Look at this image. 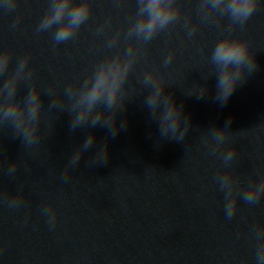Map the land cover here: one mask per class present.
<instances>
[{"label":"water","instance_id":"95a60500","mask_svg":"<svg viewBox=\"0 0 264 264\" xmlns=\"http://www.w3.org/2000/svg\"><path fill=\"white\" fill-rule=\"evenodd\" d=\"M91 2L93 13L78 34L56 44L55 28L37 32L48 0H17L11 11L0 0V51L13 54L8 74L30 57L32 83L44 101L39 143L23 145L11 128L0 129V264H255L251 229L264 227V199L256 205L240 199L237 214L227 219L214 178L228 169L202 139L231 120L228 146L238 149L232 169L241 189L264 178V0L248 23L231 33L225 31L226 17L200 24L199 0H178L184 19L199 24L198 30L189 38L181 20L143 45L144 56L125 86V110L117 116L118 123H127L115 136L99 125L71 130L70 105L50 108L55 96L63 97L65 87L82 81L106 56L139 43L125 40L135 22L136 0ZM117 34L120 39L108 48ZM226 35L249 41L257 69L221 104L209 58ZM172 53L175 58L164 66ZM153 69L169 84L165 94L191 122L182 142L161 138L158 121L145 105L150 89L140 81ZM197 85L208 90L202 98L192 95ZM27 91L21 85L17 99ZM89 135L96 137L95 144L65 175ZM104 145L107 163L94 158ZM14 163L19 168L9 174ZM17 195L22 206L9 208L7 201ZM49 205L57 213L54 228L42 215Z\"/></svg>","mask_w":264,"mask_h":264},{"label":"clouds","instance_id":"9594fccd","mask_svg":"<svg viewBox=\"0 0 264 264\" xmlns=\"http://www.w3.org/2000/svg\"><path fill=\"white\" fill-rule=\"evenodd\" d=\"M48 11L41 19L37 32H52L54 43L61 44L73 39L81 26L93 13L91 0H48ZM137 11L135 22L131 24L125 35V40L135 38L139 43H133L122 53L106 56L82 81H77L64 88L63 97L55 96L50 108L70 105L72 120L70 129L75 130L85 125H97L109 130L111 136L117 135L126 126L118 123V113L125 110L126 84L128 83L138 61L144 56L143 45L150 43L157 35L174 27L184 20L183 27L191 38L198 30L199 24L192 25L191 20L184 19L183 10L178 0H136ZM3 6L8 10L17 7V0H3ZM261 7V0H199L200 24L205 22L219 23L225 17L230 24L225 31L231 33L248 23L253 14ZM19 21L17 20L16 23ZM15 27V24H13ZM98 31H103V28ZM120 39V34L112 37L107 47L113 48ZM175 53L168 55L164 66L171 64ZM13 54L10 51H0V129L11 128L14 137L22 139L23 145L39 143L44 136V101L42 91L32 83L35 72L29 68L30 57L20 59L15 69L9 75ZM212 66L211 75L216 77V100L226 104L237 88L245 82L248 74L256 71L257 64L250 43L232 35H226L214 46L209 58ZM7 76V79H3ZM144 88L150 89L145 99V105L151 116L158 121L161 138L175 142L184 141L191 129V122L184 114L182 106L178 105L171 94H165L168 82L158 69L144 72L140 81ZM21 85L27 87V94L17 99ZM207 88L197 85V95L202 98L207 94ZM49 96H54L53 89L48 90ZM187 122V123H186ZM229 120L224 128H211L202 143L210 155H216L223 160L227 171H218L214 180L218 191L224 196V214L231 220L238 212V201L242 199L249 205L258 204L264 199V178L259 182L249 181L247 190L241 189L239 177L232 169V162L238 155L236 147H229L228 142L233 134L229 131ZM96 142L94 135H89L84 143L75 151L65 169V175L73 166H78L83 154ZM100 158L106 163L109 158L107 145L99 148L94 158ZM93 158V159H94ZM19 168V163L10 164L9 174ZM9 208H19L23 198L19 195L7 201ZM42 215L48 217L50 227L57 223V213L49 205L42 210ZM251 239L256 241L255 264H264V227L253 226Z\"/></svg>","mask_w":264,"mask_h":264}]
</instances>
